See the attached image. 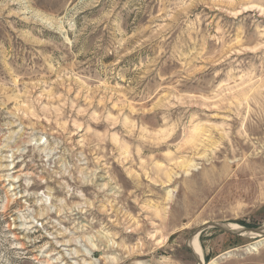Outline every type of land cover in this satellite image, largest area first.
<instances>
[{"label": "rangeland", "instance_id": "1", "mask_svg": "<svg viewBox=\"0 0 264 264\" xmlns=\"http://www.w3.org/2000/svg\"><path fill=\"white\" fill-rule=\"evenodd\" d=\"M0 168V264H197L196 227L263 226L264 0H0Z\"/></svg>", "mask_w": 264, "mask_h": 264}, {"label": "water", "instance_id": "2", "mask_svg": "<svg viewBox=\"0 0 264 264\" xmlns=\"http://www.w3.org/2000/svg\"><path fill=\"white\" fill-rule=\"evenodd\" d=\"M206 228H215V229L222 230L224 232H227V233L232 234V235H237V236H250V237H256V236L263 237L264 236V225L261 227H248V228L241 227L242 229H231L228 227V224H226V223L205 222L203 225L193 229V231L190 233V236L188 237V239L185 242V245L191 251L194 259L197 262V264H204V260L201 261L198 259V256L196 255L195 251L192 249V247L190 245H188V241H190V239L192 237H194L195 235H198V237H199V235L202 232H204V229H206ZM244 233L246 235H244Z\"/></svg>", "mask_w": 264, "mask_h": 264}, {"label": "bare ground", "instance_id": "3", "mask_svg": "<svg viewBox=\"0 0 264 264\" xmlns=\"http://www.w3.org/2000/svg\"><path fill=\"white\" fill-rule=\"evenodd\" d=\"M13 125V124H12ZM14 137V136H13ZM8 138V137H7ZM8 157V156H7ZM11 166V165H10ZM7 167V166H6ZM1 169V168H0ZM9 176V175H8ZM11 178V177H10ZM17 180V179H16ZM11 187V186H10ZM228 227L231 229H242L241 226L237 225V224H228ZM244 235H246L244 233ZM198 235H195L194 237H192L190 239V241H188V245H191V247L193 248V250L195 251V253L198 255V259L202 261L201 259V251H200V245H198ZM264 240V237L261 239L256 240V242H262ZM110 242V241H109ZM114 245V244H113ZM202 248V247H201ZM62 264V263H61Z\"/></svg>", "mask_w": 264, "mask_h": 264}]
</instances>
